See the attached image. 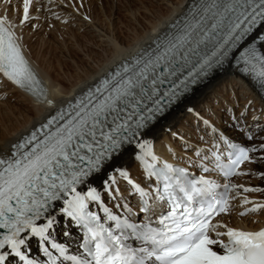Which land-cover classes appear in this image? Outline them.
<instances>
[{
  "label": "snow or ice",
  "instance_id": "snow-or-ice-1",
  "mask_svg": "<svg viewBox=\"0 0 264 264\" xmlns=\"http://www.w3.org/2000/svg\"><path fill=\"white\" fill-rule=\"evenodd\" d=\"M32 5L23 0L24 23ZM18 40L13 23L0 16V74L52 104ZM226 67L264 89V0H191L152 47L56 110L9 151L0 150V264H38L25 251L33 237L48 264H264V229L246 231L217 219L231 214L237 198L241 217L264 210V202L245 195L264 188L233 182L249 175L245 164L264 163V142H233L189 108L215 141L208 151L195 150L202 162L193 166L217 172L227 181L221 184L161 160L146 138L168 109ZM129 148L136 150L146 180L154 182L147 188L115 164ZM117 174L139 197L143 222H133V208L119 202L126 198ZM105 194L116 202L113 207ZM113 208L127 214L122 218ZM63 218L83 229V255H69L52 239L50 230ZM132 239L141 246L131 247Z\"/></svg>",
  "mask_w": 264,
  "mask_h": 264
},
{
  "label": "bare ground",
  "instance_id": "bare-ground-1",
  "mask_svg": "<svg viewBox=\"0 0 264 264\" xmlns=\"http://www.w3.org/2000/svg\"><path fill=\"white\" fill-rule=\"evenodd\" d=\"M4 1L5 2L0 7V10L10 20L14 18V15L17 16L15 22H12V23L15 26L16 34L19 37V41H20L21 45H23V47H26L25 42L23 44V42L21 40V38L24 37L23 35L26 36V38H25L26 41H29L28 37L34 36V34L37 31H38V33L36 35H38L39 32L46 30V28L44 27V24L46 22H48V24L52 25L53 28L56 29V31L57 30L60 31L59 28H61V27L59 25H56V28H55V22L61 23V21L59 20L61 18H57V17L69 16L67 11H65L59 7V6H61L59 4L55 5V3L52 1L50 2V0H48V1L47 0H33V5L30 9V21L28 23H21L22 22L21 18L23 16V0H4ZM66 1L70 2L71 0H66ZM142 1L143 0H141V2ZM150 1H153V0H150ZM155 1L157 3H160L159 5H161V6L156 7L153 5L150 6L148 4L149 6L146 5L145 8H143L145 10V12L147 13V15L149 14L151 18L150 17L147 18L146 17L147 15H145V16H140V15L137 16V14L134 15L136 22L140 26L142 25L143 31L140 33L138 31V27L129 25V29L128 28L127 29H128V31L129 30L132 31L131 33H133V36H132L133 39L130 40V42L128 41L127 46H125L124 44L126 43L125 41L128 39L125 38L126 40H123L122 36L119 35L117 32H115L114 30L113 31L110 30L109 33L104 31L106 29H104L105 27H103V26L101 27L98 24L99 20L95 21V20H91V18L88 19L89 21H87V22L90 23V25L93 29L89 30V31L95 32L96 28H100V30L102 32L106 33V35H108V37H106V36L103 37L102 35H97V33H95L93 36L96 37V40H97L96 42L93 43L91 41H86L87 43H84L81 40L82 39L81 36L78 35L79 33L77 34V33H75V31L72 30L73 32L71 33L72 34L71 37L73 38L72 40L75 41V44H69V41L67 39L68 37L67 38H64V37L60 38V36H59L58 37L59 39H58L57 35H56V34H58V32L55 34V36H53L52 42H51V40L45 41L46 38L43 39L42 40V43H44L43 47L51 46L50 51L53 48L52 44L56 43L58 45V47H56L54 50L58 51V49H59L60 53L66 54V58L68 57V59H70V62L72 63V67L75 68V71L77 72V73L72 74L73 71L72 72L66 71L65 74H66V76H68L67 81H64L63 79H60V80L53 79V78H51V76L48 73L43 71V68H41V65L39 64V62L37 60L33 59L34 62L37 64V66L41 69V71L45 77L46 82L49 84V86L51 88V95H50L49 100L52 101V104H49L47 102L40 103L38 101L32 100L26 94L19 91L15 87L14 84H12L10 81L7 80L6 77L1 76V74H0L1 91H9L10 93H14V94L18 95L19 97H21L20 99H22V102L20 103L19 107L15 106V108H12V109L9 108V110H10L9 114H1L2 112L0 113V150H3L4 152L9 151L11 148V145L13 143H15L21 136H23L30 128L35 127L45 117H47L49 114H51L52 112L57 110V108H59L60 105H65L70 100H72V98L74 96L80 94L86 87L91 86L103 72L108 71L115 64L120 63L122 61V58H124L125 56L131 55L137 48L144 45L147 41L154 40L158 36L159 32L161 30H163L168 23L173 22L178 17V15L180 13H182L184 11V9H186V7L191 3V0H155ZM90 2H91L90 5L92 6L93 1L91 0ZM79 3H81V0ZM79 3H78V6H79ZM74 4H76V3H74ZM70 8H72V7H70ZM90 9H91V7H90ZM130 9L131 8H129V13H131ZM95 10H96V8H95ZM90 11H92V10H90ZM105 11H104V13H105ZM131 11L133 12V10H131ZM109 12L110 11H108V14H109ZM137 12H139V11H137ZM71 13H73V12H71ZM63 14H65V16ZM96 17L98 18V15ZM132 17H133V15H132ZM63 19H68V20L71 19V21L74 20V22L77 23V25H79V27H81V28L85 27V29H86V27H87V23L84 22L83 20H81L80 18L76 17L75 15H70L68 18H63ZM133 22H134V20H133ZM122 24H125V23H122ZM58 26H59V28H58ZM61 26H62V24H61ZM124 27H125V25H124ZM114 28L116 29L115 26H114ZM33 31H34V33H33ZM23 41H25V40H23ZM64 44L66 45L65 46L66 47L65 53L63 52V50L65 49V48H63ZM80 50H81V54L84 55V58H86V60L80 58ZM27 51H29V50H27ZM49 53L50 52H47V54H49ZM29 55H30V53H29ZM30 56H32V55H30ZM49 58H50V56H49ZM56 59L58 62L60 61L57 58V56H55L54 59H52V58L48 59L47 60L48 65L47 66L53 67L54 63H56ZM58 65L59 66H57V67L58 68L62 67L63 70H64V68L66 69L68 66L67 63L66 64L61 63ZM62 69L60 68V70H62ZM226 84H228V85L230 84L231 87H233V89H235L236 87H239L241 89L240 92H242V94L245 95V99L250 100L251 104L253 105V106H251V108L253 107L252 110L257 111V112H255L257 117L260 115L261 118H264V100L258 96V92L252 90L250 87L247 86L246 83L242 82L239 78L235 77L234 75L229 74L228 76H226V74L225 75L222 74L219 77V79H216L215 82L212 83L211 86L206 87L203 90L197 91L196 94L188 101L187 104H184L183 106H181V108H178V110L173 115H171L170 117H167V119H165V122L163 124L155 125L146 134V138L154 141L155 145L157 144L159 150L167 159H170L171 161H175V162H179V163L187 162L189 164L190 162H192L191 160L185 159L183 155L176 154V151H175V149H173L172 144H168V146L163 145V144H158L156 136L158 135V138L160 136L161 137L163 136L167 140L168 130L171 131L172 134H174L176 129H181V128L176 127V125L179 127H182V124H181V122H183L182 118L184 117L186 120L187 116L189 117V116L194 115V113H188L187 112L189 108H192L195 113H198L199 115L203 116L200 112V109H199V108H202L201 105L204 104L205 107L210 108L212 106V104H211L212 100L214 101L219 97V94H221L220 90L224 89L226 87L225 86ZM5 94H8V93L0 92V96H3ZM2 101H4V100H2ZM225 102H227V100H224V103ZM222 104L223 103H221V105ZM248 104H249V102L246 101L245 106H244L245 107L244 112H246V106ZM203 109H204V107H203ZM231 113H232V111H231ZM203 117H204L203 119L211 121L209 118H206L205 116H203ZM219 122H220V120H219ZM242 122L244 123L245 120H243ZM247 126H250L253 129V131L262 128L261 125L256 124V123L251 124V125L245 124L243 126V128L246 131L241 130V132H243V137L241 136V134L237 133V131H235V130L230 132L231 134H234V135H231L230 133H229L230 134L229 135L227 131H223L221 133L226 134L228 137L232 138L233 140L243 141L249 145H252V144L259 145L260 143L264 142L261 139L257 138V136L255 135V132L247 130ZM245 132L251 133L252 135H254L256 137V139L254 141H248L244 135ZM259 134L260 133H258V135ZM260 136L261 137L264 136V132H263V134H260ZM209 140L214 141V138H209ZM212 141H210V142H212ZM199 146H203V144L202 145L198 144L197 150L201 149V147H199ZM203 150L207 151L205 148ZM135 151L136 150L129 148L127 151L124 152V154L120 157L119 160L115 161V164L117 166H121L123 168H126L129 171L130 176L135 181L141 182L143 184H145V183L147 184V181L143 178L144 176L140 173L141 166L135 159ZM249 166H252L253 175H255V176H259V173H264V163H251L247 167H249ZM105 171L107 172V171H109V169H106ZM255 173H258V174H255ZM103 178H104V176H103V174H101V176H99L97 178V180L94 181V186L98 185ZM117 180H118V186L120 188L121 193H125V194L129 193L130 196H128L127 198H129L131 203H134L135 196H133L131 194L130 186H128L126 184V182L122 178L119 177L118 174H117ZM255 182L257 185H254V181H252V179H248L247 182L243 183V184H245V186H248V187L255 186V187L264 188V180L255 181ZM239 183H242V182H239ZM247 196L250 200L251 199H259L260 200L259 202H264V192L253 193V195L248 194ZM105 200L109 201L106 194H105ZM239 204H240V200H238L237 202L234 203V206L237 208L236 210L233 209V211L231 212L230 215L224 216L223 218H220V219H222L223 222L228 223L229 225L235 226L237 228H244V229L249 230V229H261L264 227V210H261V212L257 213L256 215L252 214V215H249L247 218H242L239 216V213L243 209L239 207ZM248 207H251V206L249 205ZM58 219H60L59 216H58ZM66 229L70 232V235H68V236H65V234H64ZM52 233L54 235L62 237L63 240H65V241H69L75 237V235L77 234V231L75 228H73V226L71 224H69L64 219H62V223L58 224ZM35 240H36V237H33L28 242L29 246L26 250L32 251L35 249Z\"/></svg>",
  "mask_w": 264,
  "mask_h": 264
},
{
  "label": "rangeland",
  "instance_id": "rangeland-1",
  "mask_svg": "<svg viewBox=\"0 0 264 264\" xmlns=\"http://www.w3.org/2000/svg\"><path fill=\"white\" fill-rule=\"evenodd\" d=\"M91 0H81V3H79V1H75V0H71L70 2H68V1H66V0H64V2L65 3H68L72 8H66V7H64V6H59L60 8H62L63 10H65V11H67L68 12V15L70 16V15H75L76 17H78V18H80L81 20H83L84 22H86L87 23V27H86V29H85V27H83V28H81V27H79V25H77V23H75L73 26L72 25H68V26H61V23L60 22H55V28H56V25H59L61 28H59V26H58V28L60 29V31H56V29H54V28H50L51 27V25L50 24H48V22H46L45 24H44V27L46 28V30L45 31H42V32H39V34L38 35H36L37 33H38V31L34 34V36H30V37H28V40L29 41H26V36L25 35H23L24 37H22L21 38V40H22V42H23V44H24V42H25V44L27 45V47H25L26 48V50H29L28 51V53H30L31 55H32V57H33V59H35V60H37L38 62H39V64L41 65V68H43V71H45L46 73H48L50 76H51V78H53V79H58V80H60V79H63L64 81H67V79H68V76H66V74H65V72L66 71H69V72H72V74L73 73H77L76 71H75V68H73L72 67V63L70 62V59H68V57L66 58V54H62V53H60V51H59V49H58V51L56 52L54 49L56 48V47H58V45L56 44V43H54V44H52L53 45V48H52V52L50 51V49H51V46H45V47H43L44 46V43H42V40L43 39H45V41L46 40H51V42H52V38H53V36H55V34L58 32V34H56L57 35V38L60 36V38H62V37H64V38H67L68 39V41H69V44H75V41L74 40H72L73 38L71 37L72 36V32L73 31H75V33H79L78 35L79 36H81V40H82V42H84V43H87L86 41H91V42H96L97 40H96V37H94L93 35L95 34V33H97V35H102L103 37L104 36H106V37H108V35H106V33H104V32H102L101 30H100V28H96L95 29V32H92V31H89V30H92L93 28L91 27V25H90V23L89 22H87V21H89L88 19H90L91 18V20H95V21H98V24L102 27H105L104 29H106V30H104V31H106V32H108L109 33V31L111 30V31H115V32H117L119 35H121L122 36V38H123V40H126V39H128V40H126L124 43V45L125 46H127V44H128V41L130 42V40H132L133 39V33H131L132 31H128V29H129V25H131V26H136V27H138V31L141 33L143 30H142V25L140 26L137 22H136V20H135V17H134V15H136L137 14V16H145V15H147V13L145 12V10L143 9V8H145V6L147 5V6H151V5H153V6H156V7H160L161 5H159L160 3H157L155 0H153V1H150V0H143L142 2H141V0H92L93 1V4H92V6L90 5V2ZM126 2V3H125ZM74 3H76V4H74ZM78 3H79V6H78ZM74 4V5H73ZM89 4V5H88ZM128 4V5H127ZM149 4V5H148ZM76 6V7H75ZM131 6V7H130ZM141 6V7H140ZM163 6V5H162ZM90 7H91V9H90ZM93 7V8H92ZM133 7V8H132ZM79 8V9H78ZM95 8H96V10H95ZM106 10H104V9ZM129 8H131L130 9V12L131 13H129ZM103 9V10H102ZM143 9V10H142ZM72 10H74V11H77L78 12V14L76 15V14H74V13H71V12H73ZM90 10H92V11H90ZM102 10V11H101ZM128 10V11H127ZM131 10H133V12L131 11ZM136 12H135V11ZM104 11H105V13H104ZM108 11H110L109 12V14H108ZM137 11H139V12H137ZM94 12V13H93ZM99 12V13H98ZM135 13V14H134ZM139 13V14H138ZM98 15V18L96 17L97 15ZM133 15V17H132V15ZM64 16H65V14H63ZM92 15V16H91ZM100 15V16H99ZM110 15V16H109ZM120 15V16H119ZM15 16V15H14ZM69 16H67V17H64V18H68ZM95 16V17H94ZM124 18H122V17ZM128 17V18H127ZM147 18H149L150 17V15L148 14L147 16H146ZM96 18V19H95ZM151 18V17H150ZM20 19V18H19ZM22 19V18H21ZM18 20V19H17ZM126 20V21H125ZM133 20H134V22H133ZM130 21V22H129ZM72 22H74V20L72 21ZM21 23H24V22H21ZM82 23V22H81ZM101 23V24H100ZM122 23H125V24H122ZM132 23V24H131ZM136 23V24H135ZM113 24V25H112ZM128 24V25H127ZM135 24V25H134ZM54 25V24H53ZM110 25V26H109ZM117 25V26H116ZM124 25H125V27H124ZM50 26V27H49ZM108 28H107V27ZM114 26L116 27V29L114 28ZM49 27V28H48ZM63 27V28H62ZM68 27V28H67ZM30 28V27H29ZM111 28V29H110ZM128 28V29H127ZM52 29V30H51ZM66 29V30H65ZM118 29V30H117ZM63 30V31H62ZM69 30V31H68ZM73 30V31H72ZM78 30V31H77ZM35 31V30H34ZM34 31H33V33H34ZM71 31V32H70ZM103 33V34H102ZM122 33V34H121ZM62 36H61V35ZM70 34V35H69ZM69 35V36H68ZM92 35V36H91ZM124 36V37H123ZM126 38V39H125ZM59 39V38H58ZM87 39V40H86ZM23 40H25V41H23ZM29 42V43H28ZM50 42V41H49ZM66 45L64 44L63 45V48H65L64 50H63V52L65 53V50H66V47H65ZM43 47V48H42ZM47 48V49H46ZM76 49V48H75ZM44 50V51H43ZM50 52L49 54H47V52ZM55 52V53H54ZM48 55V56H47ZM49 56H50V58H49ZM55 56H57V58L60 60L59 62L57 61V59H56V63H54V65H53V67H49V66H47L48 64H47V60L48 59H54V57ZM80 58L81 59H85L86 60V58H84V55L83 54H81V50H80ZM67 61V62H66ZM61 63H64V64H68V66H67V68L65 69L64 67V70L62 69V67H60L62 70H60V68H58L57 66H59L58 64H61ZM56 68V69H55ZM66 76V77H65ZM66 78V79H65ZM230 85V84H229ZM228 84H226L225 86V88L224 89H219L220 90V93L221 94H219V97L216 99V100H214L215 102L216 101H218L219 103L221 102V103H223L222 105H221V103H220V107H225V105L227 106V110H228V114H233V108H231V103L232 104H234V103H237V102H239L241 105H240V107L241 108H239V107H237L239 110H237V112H235V119H232V121L230 120V121H226V118H225V121H223V123L221 124L222 126L220 127L219 126V128L220 129H222L223 131H227L228 132V134L230 133V132H232V131H237V133H239V134H241V136L243 137V132H241V130H244V131H246L244 128H243V126L245 125V124H259V125H261L262 126V128L261 129H258V130H255V131H253V129L250 127V126H247V130H249V131H253V132H255V135L257 136V138H259L260 139V134H263V132H264V118H261V116L259 115L258 117H257V115L255 114V112H257V111H255V110H252V108H251V106H250V110L247 108V106H246V112L247 113H249V114H247L246 115V112H244V110H245V103H246V101L247 102H249V104H251V102H250V100H246L244 97L243 98H241L242 97V95L243 96H245L244 94H242V92H240L241 91V89L239 88V87H236L234 90V92H236L235 93V97H231L230 95L231 94H228L227 92H226V90H227V88H228V86H229ZM231 86V85H230ZM6 93H8V94H14V93H10L9 91L8 92H6ZM227 94V95H226ZM13 97H15V98H10V97H8L7 98V100H4V101H1L0 102V113L1 114H9L10 113V110H9V108H15V106L16 107H19L20 106V103L22 102V99H20L21 97H19L18 95H16V94H14L13 95ZM17 97V98H16ZM220 98H225L224 100H227V102H225L224 103V100H221ZM230 99V100H229ZM19 101V102H18ZM213 100H212V103L214 102ZM211 103V104H212ZM13 106V107H12ZM213 106H214V104H213ZM3 107V108H2ZM222 107V108H223ZM7 108V109H6ZM207 107H204V109H206ZM207 109H209V108H207ZM210 109H212V111H213V114H216V116L219 118L222 114H223V112L221 111V109L220 108H218V109H215L214 107L213 108H210ZM5 110V111H4ZM231 111H232V113H231ZM220 112V113H219ZM225 113H227V111L225 110ZM192 118H194V115H192ZM224 119V118H223ZM260 119V120H259ZM218 120H220V118L218 119ZM243 120H245V122L243 123L242 121ZM182 121H184L183 122V124H182V122H181V124H182V127H180L181 129H179V131H177L178 129H176L175 130V132H174V134H177V136L179 137V138H182V139H178V141H182V140H185V139H187V133L185 134L184 132H181V131H183L184 129H186V127H188V122H186V120H185V118L183 117L182 118ZM243 125V126H242ZM185 126V127H184ZM169 131V130H168ZM171 132V131H170ZM258 133H260L259 135H258ZM170 134H172V133H170ZM231 134V133H230ZM229 134V135H230ZM231 135H234V134H231ZM167 136H168V140L171 142V144H172V146H174L175 147V150H177V151H180V152H185L186 154L188 153V147L187 148H183L182 146H179V144H178V147H176L174 144H173V142L170 140V138H169V133L167 132ZM205 138V137H204ZM184 143H187V141H184ZM181 144H183L182 142H181ZM194 144H196V143H192V145H194ZM192 145H190V146H192ZM189 146V147H190ZM185 147V146H184ZM197 147H198V144H197ZM199 147H201V146H199ZM183 148V149H182ZM198 149V148H197ZM252 167V166H251ZM255 174H258V173H255ZM258 178V177H257ZM262 180H264V179H255V181H262Z\"/></svg>",
  "mask_w": 264,
  "mask_h": 264
}]
</instances>
